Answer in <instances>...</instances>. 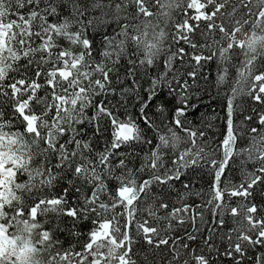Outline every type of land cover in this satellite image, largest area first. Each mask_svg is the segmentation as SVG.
I'll return each instance as SVG.
<instances>
[{
	"label": "snow or ice",
	"instance_id": "snow-or-ice-1",
	"mask_svg": "<svg viewBox=\"0 0 264 264\" xmlns=\"http://www.w3.org/2000/svg\"><path fill=\"white\" fill-rule=\"evenodd\" d=\"M65 6L69 15L57 20ZM177 9L182 15L173 18ZM93 12L101 16H91ZM122 13H127L128 24L122 22ZM106 16L119 28L118 42L105 37L103 56L108 63L115 64L125 56L128 45L144 56L140 65L152 66L161 55L166 57L164 71L145 89L147 99L140 97L135 78L130 87H122L124 82L117 78L121 85L117 92L110 78L114 68L94 61L93 42L87 33L97 23H105L102 17ZM153 17L162 18L166 26L170 22L171 33L157 31L159 24L148 19ZM246 26L252 34L237 39ZM197 34L202 43L195 40ZM181 44L187 49L178 46ZM240 55L244 59L236 83L243 86L231 89L226 134L209 153L197 143L204 131L183 127L191 85L186 79L181 82V75L195 83L204 63L219 60L231 64ZM128 63L136 67V58ZM186 63L192 70L181 74L180 67ZM129 75L135 77L134 71ZM162 87L178 96L183 105L175 108L172 123L187 139L170 128V135H160V143L141 158L139 166L130 167L137 154L118 150L151 141L144 138L131 116L119 118L118 107L134 95L145 124L153 126L146 110ZM241 93L264 109V0H0V264H41L35 259L38 255L47 256L45 264H138L133 258L134 234L149 246L139 264H151L149 255L156 249L168 253L161 257L166 264H218L224 257L244 264L251 259L250 250L264 248V205L252 199L256 188L264 185V134L253 127L250 131L257 135L251 138L250 147L236 148L238 133L232 116L234 101ZM109 95L121 99L113 105L106 99ZM99 96L105 99L97 102ZM5 104L10 107L7 114ZM89 109L94 110L92 116H87ZM251 110L264 125V111ZM159 112L163 115V106ZM253 115L246 119L251 121ZM105 120L111 126V139L103 151L93 155L91 142L76 138L81 135L76 126L87 121L100 133ZM65 136L68 139L61 143ZM182 143L190 147L179 151ZM165 150L175 153V159H166ZM216 151L220 159L214 158ZM241 152L259 167L242 172L239 184L229 181L222 186L230 161ZM52 157L57 158L55 165ZM205 166L212 176L209 198L203 205L212 214L207 225L202 211L187 203L170 207L162 199L163 191L153 190L156 185L162 189L170 186L183 170ZM65 169L91 186L90 194L82 197V207L68 206L67 189L63 195L44 193ZM18 174L27 178L20 180ZM233 198H239L235 206ZM50 213L57 218L71 217L74 223L81 217H93L94 227L80 250L75 246L61 250V242L45 227L48 221L43 218ZM198 219L201 226H197ZM173 221L179 226L190 224L192 230L173 235L177 231ZM160 222L166 226L160 227ZM229 223L233 226L226 228ZM72 234L80 235L74 230ZM198 240L197 248H191ZM254 264H264V251Z\"/></svg>",
	"mask_w": 264,
	"mask_h": 264
},
{
	"label": "trees",
	"instance_id": "trees-1",
	"mask_svg": "<svg viewBox=\"0 0 264 264\" xmlns=\"http://www.w3.org/2000/svg\"><path fill=\"white\" fill-rule=\"evenodd\" d=\"M84 2H90V0H84ZM106 2V0H105ZM151 8V5H150ZM107 11V9L105 10ZM69 10L65 6L62 8V16L58 17V19H62L63 16H68ZM127 13H122L121 18L122 22L125 24L129 23L128 19H124ZM173 18H178L182 15L179 9L174 10ZM91 16L100 17L101 14L99 12L91 13ZM105 23H97L95 27H92L88 30L87 38L93 42L92 53L94 57V61L96 63L104 62L107 64V67L114 68V71L110 74V78L113 81V86L117 88V92L120 91L121 85L116 83L117 78L123 81L122 87H130L131 81L133 78L140 84L139 95L142 99H147V93L145 89L149 87V83L152 78L156 77L159 73L164 71V57L161 55L158 57L156 63L152 66L147 64L140 65L139 60L144 59V56L140 53L135 52V49L128 45V52L125 56H122L121 59L115 63H108L103 53L106 50V42L105 37L110 39H114L118 42L119 37L116 36V33L119 31L116 22L111 18V16L102 17ZM141 19H144L141 17ZM151 19L152 23L159 24V28L156 30L164 29L166 32L171 33L172 25L169 22L167 26L162 18H148ZM52 20V18H50ZM52 22H56L53 20ZM204 25L201 24V28L203 29ZM226 27L230 28V25H226ZM247 33L248 36L252 34V30L247 26L244 32L237 34V39H247L245 35ZM257 34H262L257 32ZM219 36L217 35V39ZM195 40L199 43H202L201 37L199 34L196 35ZM39 41H37L38 43ZM67 46L66 42H62ZM178 46H185L183 44ZM187 49V46H185ZM110 50V49H109ZM207 54V53H205ZM130 58H136V67L132 68L128 60ZM244 59L242 55L239 56V59L234 58L231 64H221L219 60H212L204 63L203 66L198 70L199 74L195 79V83H193V79L187 77L185 75H181V82L183 80H188L191 87L188 89V104L185 116L182 118L183 127L189 128L192 130H202L204 131V137H201L197 140V143L204 147L206 152L212 153L214 150L218 148V145L224 138L227 130V119H228V99L231 98L232 93L231 89L233 87L240 88L243 85H237L236 81L239 79L237 69L240 66V62ZM260 62L258 61V66ZM222 69H226L222 70ZM134 71L135 77L129 75V71ZM192 70L188 67L187 63L180 67V72L183 74L186 71ZM171 75V74H170ZM224 76V80L221 81L220 77ZM98 78V77H97ZM175 87V85H174ZM245 91L246 86H244ZM101 99H105L103 96L96 97V101L98 102ZM111 104L115 105L118 101H120V96H112L109 95L107 98ZM160 106L164 107L163 115L160 114L159 108ZM179 103V97L175 95H170L167 87H162L159 91L158 97L154 100V102L150 105V108L146 110V115L151 118L153 126H147L139 112L140 103L136 100L134 95H130L127 98V103L122 104L118 107L117 115L120 119L124 120L127 117L131 116L138 126L140 127L144 138L151 143H143L136 144L131 147L123 146L118 151L128 153L135 152L137 155L133 157L134 164L129 165L130 167L139 166L141 158L149 153L151 149L157 144L160 143L159 136L160 135H170L169 129L176 131L179 136L183 139H187L186 134L182 131V129L177 128L173 123V117L176 107H182ZM252 108L259 109L257 105L250 101V99L241 93L236 97L234 101V112H233V124L234 131L238 133V139L236 148L237 149H245L249 148L251 145V138L256 136V133H251L250 129L255 127L258 129L260 134H264V125H261L259 119L253 115ZM4 111L7 114L10 112V107L5 104ZM94 114L93 109H89L87 111V116H92ZM253 115V119L248 121L246 119L247 116ZM18 127L22 129V126L18 125ZM77 131L81 133V135L77 136V139H80L84 142H91L90 147L92 149L93 155L95 153L101 152L105 149L106 145L109 143L111 139V126L105 120L102 125V131L100 133H96L94 131V127L92 124H89L85 121L82 125L76 126ZM68 139L67 136L61 138L60 142L63 143L64 140ZM190 147V145L182 143L179 151H183L185 148ZM74 148V145L69 146V150L71 151ZM165 158L171 156L175 159V153L169 150H165ZM89 153L85 150V155ZM212 158V157H210ZM214 158L220 159L219 151L215 152ZM79 159V158H77ZM116 161L114 160L113 163ZM51 163L55 165L57 163V158L52 157ZM259 167V164L255 160H247L242 163V159L239 155L233 157L230 161L229 168L226 170V177L222 178V186L224 184H228L229 181L231 184H239L241 182V175L244 171H255ZM55 172L56 169L53 168ZM26 176H19L18 179L24 180ZM144 178H147L146 176ZM69 180L72 183H69ZM212 181L211 170L208 167H192L186 170H183V174L181 175L179 180H174L170 182V186H166L163 189L161 186L156 185L154 187L155 192L163 191L164 195L162 199L165 202H168L170 207L173 205L181 206L184 203H187L193 207L197 212L202 211L204 216V223L207 225L212 219L211 210L208 208H204L203 205L205 201L209 198L208 192L210 189ZM184 185H188V188H185ZM113 185L110 183V188ZM67 189L66 198L68 200L69 207H76L77 205L83 206L82 197L90 194L91 186L86 185L83 180L76 178L72 175L67 169H65L61 173V177L58 178V181L54 184L51 190L45 189L44 193L46 195H63L64 190ZM80 189V191H77ZM196 192H201L202 195H195ZM188 193V195H185ZM181 197H184L181 199ZM104 199V198H102ZM253 201L258 205H264V185H260L253 193L252 197ZM239 202V198H233L231 203L232 206H235L236 203ZM187 219V216H185ZM48 221L45 224L46 228H49L53 231V235L56 239H58L62 244V249L65 250L72 246H75V250H80L82 246L88 240V234L93 229L94 225L92 223L93 217L89 216L88 219H84L81 217L75 223L71 217L60 216L59 218L55 217L54 214H49L47 217L43 218ZM197 226H201V222L199 219L197 220ZM165 222H160V227H165ZM233 225L226 224V228H230ZM173 227L177 229L173 233V235H184L183 229H187V231H191V225L185 224L183 226H179L175 224L173 221ZM73 230L78 232L79 236H74L72 234ZM135 240V244L133 246V252L135 253L134 259L138 260V264L143 257V255L149 251V246H147L144 241L137 235L133 236ZM199 240L190 244L191 248H197L199 244ZM264 251V248H258L250 250L248 256L251 259H246L244 264H254L255 257L259 255L260 252ZM199 253V249H197ZM168 253L166 251H161L156 249L152 255H149V261L151 264H166V261L161 260V257L167 256ZM38 258L41 264H45L47 256H39ZM170 258V257H169ZM218 264H234L229 258L224 257L218 261Z\"/></svg>",
	"mask_w": 264,
	"mask_h": 264
},
{
	"label": "rangeland",
	"instance_id": "rangeland-1",
	"mask_svg": "<svg viewBox=\"0 0 264 264\" xmlns=\"http://www.w3.org/2000/svg\"><path fill=\"white\" fill-rule=\"evenodd\" d=\"M241 149H242V148H241ZM239 156H240L241 159H242V163H244V162H246L247 160H249V159L247 158V154L244 153V152H241ZM35 259H38V260H39L38 256L35 257Z\"/></svg>",
	"mask_w": 264,
	"mask_h": 264
}]
</instances>
